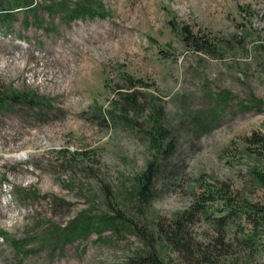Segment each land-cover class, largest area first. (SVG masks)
<instances>
[{
    "label": "rangeland",
    "instance_id": "obj_1",
    "mask_svg": "<svg viewBox=\"0 0 264 264\" xmlns=\"http://www.w3.org/2000/svg\"><path fill=\"white\" fill-rule=\"evenodd\" d=\"M15 1L32 8L0 13V264H192L160 224L210 188L264 201L245 149L264 136V0ZM221 206L187 221L189 250ZM234 230L228 258L264 264Z\"/></svg>",
    "mask_w": 264,
    "mask_h": 264
},
{
    "label": "trees",
    "instance_id": "obj_2",
    "mask_svg": "<svg viewBox=\"0 0 264 264\" xmlns=\"http://www.w3.org/2000/svg\"><path fill=\"white\" fill-rule=\"evenodd\" d=\"M1 5V4H0ZM19 8H26L27 5L22 1H15L9 8H3L0 6V13H12V10ZM27 8H32L31 6ZM89 8L81 3L80 0L75 2V7L70 10L72 16H80L83 12H88ZM4 11V12H3ZM185 37H187L185 35ZM12 94L8 96L11 100ZM15 96L14 98H19ZM2 103V100H0ZM247 149L250 155L255 158L254 161L258 162V167H255L251 173L253 178L257 181L260 187L264 188V136L253 133L246 138ZM255 144L256 148L251 149V144ZM149 162L144 171L138 176L137 182L134 184V191L137 196L145 194L144 181L152 174L154 165ZM154 173V172H153ZM146 178V179H145ZM229 189L225 186L217 187L216 189L210 188V191L203 192L188 206V210L181 212L179 215H174L171 223L168 226L160 224L159 229L164 233L166 240L175 248H181L182 250H176L182 254V256L190 261L192 264H237L238 258H228V255L234 254L231 251V244L224 238L223 231L230 229L232 226L234 231L239 233L237 237H234L240 246L241 250H245L248 255H251L257 250V247H264V201L259 202H240L235 203V197L229 195ZM223 191V192H222ZM228 191V192H227ZM220 202L221 208L217 210L218 215L214 214L209 218L213 224L214 229L219 232L213 236L210 241L203 247L201 243H198L197 250H189V245L184 241L186 237L187 221H192L197 213H203L207 216L205 205L209 203ZM237 204V205H236ZM231 219V222L230 220ZM242 221H245L248 225L247 230L242 229ZM73 229V234H78L85 230V225L80 223H72L67 229ZM231 249V250H230ZM239 250V251H241ZM237 256L236 254H234ZM128 264H168L165 263L162 258L157 254L156 250H150L147 254H135V256L128 259ZM172 264V263H169Z\"/></svg>",
    "mask_w": 264,
    "mask_h": 264
},
{
    "label": "bare ground",
    "instance_id": "obj_3",
    "mask_svg": "<svg viewBox=\"0 0 264 264\" xmlns=\"http://www.w3.org/2000/svg\"><path fill=\"white\" fill-rule=\"evenodd\" d=\"M18 156H20V157H24V152H19V153H18Z\"/></svg>",
    "mask_w": 264,
    "mask_h": 264
}]
</instances>
